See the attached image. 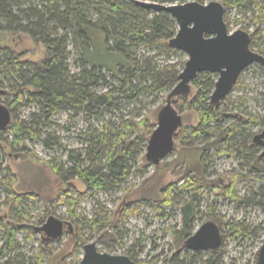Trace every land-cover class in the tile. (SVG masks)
Instances as JSON below:
<instances>
[{
  "label": "trees",
  "instance_id": "trees-1",
  "mask_svg": "<svg viewBox=\"0 0 264 264\" xmlns=\"http://www.w3.org/2000/svg\"><path fill=\"white\" fill-rule=\"evenodd\" d=\"M147 1L203 4L206 0ZM221 4L228 30L232 25L243 24L247 17L250 19L249 26L244 28H255L250 35V48L264 57V0H223ZM232 9L237 11L239 19H230ZM176 31L177 24L168 13L141 8L133 0H0V34L27 35L34 44L42 45L45 52L40 61L29 62L10 47L0 46V89L3 90L0 102L11 114L9 126L0 131V144L18 150L37 164H44L67 185L56 197V204L66 207L76 231L77 245L85 243L87 232L98 235L109 229L113 213L97 210L90 218L83 217L77 212L79 198L73 197L69 183L78 179L85 185L86 191L79 197L105 192L128 195L134 188L128 186V179L132 175L144 176L146 171L138 162L145 159L147 142L155 128L145 108L149 101L156 104L178 83L186 61L181 52L168 46ZM95 33L101 36V52L113 65L106 67L95 59L97 50L92 43ZM256 66L264 78V66ZM248 69L240 74L233 91L246 88L242 74ZM216 79L213 73H199L192 82L195 95L178 97L173 102L177 112L192 111L199 120L194 127L179 128L174 141L199 155L189 165H182L179 187L170 184L161 190L158 210L162 217L169 218L170 214L161 208H177L180 230H171L183 244L182 250L173 253L165 264H225L223 242L226 239L241 237L258 241L264 231L260 225L250 227L229 221L225 224L224 218L212 216L213 208L209 205L205 208L207 215L219 228L223 224L229 227L222 234L221 246L206 252L189 251L184 246L194 231L195 221L202 216L201 203L209 191L220 190L219 198H228L239 207L264 210V163L253 142L254 130L264 126V118L251 114L241 116L248 101L233 94L218 107H212L209 101ZM6 93H11L12 99L2 102ZM26 106L34 107L35 111L20 119L18 110ZM60 113L70 116L71 120L79 116L84 119L85 126L75 134L80 147L67 150L63 146L64 138L57 130L70 133L65 125L49 131L55 126L54 117ZM33 141L49 153L61 152L60 156L50 160L41 158L29 147ZM224 156L238 161L240 171L247 175L228 171L222 174L226 184L217 178L210 180L209 166L215 158ZM252 176L262 184L253 188L249 196H240L239 181ZM15 183V174L0 167V264H44L43 248L29 259L17 253L16 234L26 231L28 239L34 240V230L38 229L21 227L22 222L33 225L23 207L33 208L28 200L38 202L40 198L32 193H16ZM142 199L149 200L145 195ZM139 213L138 201L125 203L120 220L112 229L118 231V223ZM46 214L40 213L38 225L43 223ZM125 256L138 264L131 248ZM142 262L139 264H156V260Z\"/></svg>",
  "mask_w": 264,
  "mask_h": 264
},
{
  "label": "rangeland",
  "instance_id": "rangeland-1",
  "mask_svg": "<svg viewBox=\"0 0 264 264\" xmlns=\"http://www.w3.org/2000/svg\"><path fill=\"white\" fill-rule=\"evenodd\" d=\"M211 1L221 3L223 0H206L203 4H207ZM229 15L232 21L239 19L235 9L230 10ZM250 22V19L247 17L243 21V24L232 25L229 31L244 30L245 27L249 26ZM250 27L249 30H244L248 32L249 35L255 30L253 26ZM92 41L94 48L97 50L95 59L99 62L102 61L101 63L106 67L113 65L101 52V36L95 33L92 35ZM0 46L10 47L14 53L21 54L22 59L29 62L40 61L45 53L42 45L34 44L33 41L24 34H0ZM183 55L184 59H187V56L185 54ZM74 58V52L72 50L70 57L71 62L74 61ZM112 61L114 62L116 59L114 58ZM72 70L75 71L74 68H72ZM258 70L256 64L251 65L249 69L242 74V79L245 82L246 88L235 90L230 93L233 94V97H244L248 101L245 110L240 113L241 116L251 114L259 115L264 118V78L260 75L261 73ZM195 93L196 90L191 87L189 98H192ZM166 96L167 95H164V97L154 105L149 101V105L147 104L145 108L149 120L155 126L157 124V115L166 103ZM6 99L11 101V93H6L1 101L5 102ZM173 108L175 109L174 105ZM34 111V107H23L18 110L19 118H27L30 113ZM177 113L181 118V125L179 128L187 129L189 127H194L199 122L196 113L192 111ZM53 122L55 126L54 128H50L49 131H55L58 126L63 125L70 128V133L57 130L61 137L64 138L63 146L67 150L73 147H80L76 141L75 134L77 130L85 126L82 116L71 120L70 116L60 113L54 117ZM263 129L264 126L256 128L254 130L255 135L260 133ZM29 147L45 160H50L52 157H59L61 154V152L59 154L49 153L37 141L29 142ZM256 147L259 149L258 155L261 156L264 148L259 145ZM198 155L199 153H195L194 150L182 148L179 143L175 141L172 154L162 160L158 166L152 165L143 157V160L139 161L138 165L142 166L146 173L142 177L132 175L128 179V186L131 185L134 187L128 195L121 194V192H105L96 194L95 196L92 194L79 197L80 194L85 193L86 187L80 180H72L68 188H70V192L75 199L79 198V204L77 206L78 213L87 218H90L97 210H109L113 213V217L109 220V229L101 231L98 235H92L87 232L85 243L77 245L76 231L72 222L69 220L66 207L56 204V197L67 189V185L62 184L54 173L44 164H37L25 158L18 150L0 144V167L2 169L8 168L15 174L16 183L13 186L14 191L20 194H36L40 198L38 202L34 199L28 200V204L32 205L33 208L29 207V209L27 206L23 207L25 214L31 216V223H33V225L22 222V224H20L21 227L24 229L33 227L34 230L35 228L41 227L49 216H53L64 223L63 235L61 238L54 241H45L42 238L43 234H39L36 230H34V240H30L28 239V233L26 231H20L16 234L17 244L19 245L17 253L29 259L34 253L41 251L43 248L45 252L44 264H80L84 245L95 243L100 253L125 255L128 249L131 248L137 257L136 261L138 264L141 261H143L142 263H147L150 260H156V264H165L166 260H168L173 253L182 250L183 244L180 243L179 238H177V236L175 237L171 230V228H174V231L180 230L181 218L177 208H161L163 212L170 214L169 218L162 217L160 213L161 210H158L162 198L161 190L170 184H175L179 187L182 184L181 179L183 177L181 171L182 165H189ZM262 158L264 163V157ZM228 171L240 173L239 162L227 156L215 158L208 169V172L210 174L212 173L210 180L213 181L217 178L221 183L223 182L222 184H226L227 181L223 179L222 174ZM242 174L247 175L246 172ZM257 179L253 176L241 179L238 183L239 195L245 197L249 196L253 188L262 184L261 181ZM220 192V190L216 189L214 192L209 191L208 194L204 196L201 203L202 216L195 221L193 233L203 223L207 221L215 222L205 211L206 206L209 205L213 208L211 209L212 216H218L221 217V219L224 218L225 224L229 221L245 223L250 227L259 225L264 227L263 209L245 205L239 207L236 202L228 198H219L221 197ZM142 195L147 196L149 200L147 202L142 201ZM134 201H138L140 213L130 216L123 222L118 223V231H114L112 227L117 226L123 205ZM142 202H144L143 206L141 205L143 204ZM42 211L47 214L43 223L38 225V217ZM50 211H52V213ZM19 220H21V217ZM225 224L220 227L221 234L229 231V227ZM117 238H119V241L116 240ZM263 240L264 231L261 233V240L258 241L243 239L241 237L226 239V241L223 242L225 248V264H253L254 260L257 259V254ZM42 243L44 244L43 247L41 246Z\"/></svg>",
  "mask_w": 264,
  "mask_h": 264
},
{
  "label": "water",
  "instance_id": "water-1",
  "mask_svg": "<svg viewBox=\"0 0 264 264\" xmlns=\"http://www.w3.org/2000/svg\"><path fill=\"white\" fill-rule=\"evenodd\" d=\"M141 8L168 13L177 24L176 34L168 46L187 56L178 76V83L166 96V103L157 115L145 149V159L154 166L172 154L174 136L181 125V118L173 108L178 97L188 96L192 82L199 73L210 72L217 76L210 95V105L218 107L233 91L240 74L253 64L264 66V57L250 48V35L244 30L230 32L224 22L225 10L221 3L211 1L200 4L189 1L183 4H161L147 0H133ZM3 90L0 89V96ZM11 122V114L0 102V131ZM264 140V129L253 139ZM264 157V150L262 152ZM64 223L53 216L37 229L45 241H54L63 235ZM222 244V234L213 221L203 223L188 237L184 246L189 251H214ZM80 264H136L125 255L100 253L95 243L83 247ZM256 264H264V240L257 254Z\"/></svg>",
  "mask_w": 264,
  "mask_h": 264
},
{
  "label": "flooded vegetation",
  "instance_id": "flooded-vegetation-1",
  "mask_svg": "<svg viewBox=\"0 0 264 264\" xmlns=\"http://www.w3.org/2000/svg\"><path fill=\"white\" fill-rule=\"evenodd\" d=\"M257 65H258V64H257ZM249 67H250V66H249ZM261 132H262V131H261ZM261 132H260V133H261ZM260 133H258V134H260ZM258 134H256V135H258ZM256 135H255V136H256ZM255 136H254V137H255ZM254 137H253V139H254ZM259 141H260V140H259ZM253 142H254V141H253ZM255 145H256V146L259 145V146H262V147L264 148V140H261V141L258 142V143H254V146H255ZM261 156H262V154H261ZM262 157H263V156H262ZM133 262H134V261H133Z\"/></svg>",
  "mask_w": 264,
  "mask_h": 264
}]
</instances>
